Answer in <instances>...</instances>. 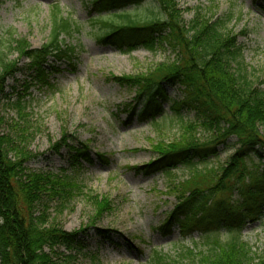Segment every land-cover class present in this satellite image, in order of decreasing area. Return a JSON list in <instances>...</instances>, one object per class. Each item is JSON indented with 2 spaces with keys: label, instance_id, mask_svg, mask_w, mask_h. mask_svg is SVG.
I'll list each match as a JSON object with an SVG mask.
<instances>
[{
  "label": "rangeland",
  "instance_id": "1",
  "mask_svg": "<svg viewBox=\"0 0 264 264\" xmlns=\"http://www.w3.org/2000/svg\"><path fill=\"white\" fill-rule=\"evenodd\" d=\"M91 0H0V51L9 60L18 53L9 45L24 39L30 48H40L49 39L51 6L57 4L63 17L78 25V31L67 36L74 54L70 61L49 58L42 70L50 85L37 82L38 70L31 68L30 59L21 57L18 70L9 76L0 91V134H12L27 151L36 155L25 164L31 172H52L67 175L84 187L81 194L61 204L56 199L49 204L50 221L68 232L87 228L79 235L81 246L72 250V264H154V251L175 259L182 248L207 249V237L218 235L221 241L239 234L251 248V264H261L264 256V204L253 218L244 217L240 230L228 219H217L216 225L191 226L185 234L177 224L164 232L159 229L176 203L173 184L187 178L192 170L206 175L204 185L216 181V173L235 152L237 138L232 136L216 144L215 154L204 160L194 159L191 166L181 163L168 173L156 169L144 174L146 164L157 156L153 145L160 140L171 142L181 135V127L200 120L195 109L183 103L184 92L179 84H165L163 95L158 94L144 107L135 98L134 88L119 85L114 76L145 72L161 62L172 61L178 51L168 44L156 42L154 48L136 44L127 51L128 44L146 35L127 36L117 45H102L96 40L97 15ZM182 11L187 27L196 14L214 21L223 19L222 30L236 40L240 57L238 62L246 71L254 88L264 91V0H175ZM125 9L142 19L158 14L155 0L132 3ZM115 9L100 13L107 18ZM1 71V68H0ZM138 101V102H137ZM145 102V101H144ZM178 103L179 112L173 107ZM19 103V104H17ZM22 113L19 114V106ZM133 106V107H132ZM129 107L133 108L128 109ZM25 114H27L25 116ZM24 115V117H20ZM264 132V126H260ZM200 141L213 139V132L198 129ZM66 144H62V136ZM87 146L91 162L74 157L73 148ZM103 154L102 159L98 155ZM74 157V158H73ZM247 165L260 175L264 174V152L249 156ZM135 167L141 168L140 171ZM215 174V175H214ZM248 182V179H245ZM168 192V194L164 193ZM226 197L227 193H221ZM92 196H94L92 198ZM109 202L107 210L99 214L94 201ZM97 201V202H98ZM243 196L233 190L231 204L240 205ZM99 203V202H98ZM241 209L239 213H243ZM255 213V212H254ZM240 215V214H239ZM212 217V216H211ZM98 230H107L100 235ZM59 251L68 253L63 247Z\"/></svg>",
  "mask_w": 264,
  "mask_h": 264
},
{
  "label": "trees",
  "instance_id": "2",
  "mask_svg": "<svg viewBox=\"0 0 264 264\" xmlns=\"http://www.w3.org/2000/svg\"><path fill=\"white\" fill-rule=\"evenodd\" d=\"M142 1L91 0L97 12L93 17L99 30L96 40L123 50L126 42L122 45L121 40L146 31L143 38L128 44L126 50L132 51L138 43L152 49L160 42L177 50V57L145 72L114 76L113 79L119 85L134 88L135 98L144 100V107L158 94H164L165 84L177 83L183 87L184 105L195 109L200 117L197 122L183 125L181 135L173 141L160 140L153 145L152 151L157 156L142 168L144 174L160 169L169 175L168 170L176 163L191 166L194 159L204 160L214 155L216 144L224 143L232 136L237 138L238 145L228 162L214 171L217 179L211 185L203 184L206 177H213L206 175V170H192L187 178L176 179L172 191L176 203L159 229L164 232L175 223L185 234L193 225L218 226L217 219L223 217L232 222L228 228L231 229L233 224L239 232L242 218H253L260 210L258 205L264 204V174L251 170L246 161L251 153L264 152V132L259 128L264 126V91L254 88L239 62L236 69L231 67L241 52L233 35L221 29L223 19L211 21L196 14L186 27L175 0H155L159 12L146 19L125 9L126 5ZM109 9H115L109 17L100 15ZM50 11L49 39L40 48L32 49L24 39H17L13 40L14 45L12 41L9 43L17 51V59L9 60L8 55L0 51V91H3L6 79L18 70L21 57L30 59L31 68L38 70L37 82L45 85L50 84L42 69L49 58L56 61L72 59L74 51L65 38L78 31V25L69 17H63L57 4L52 5ZM174 104L173 109L178 114V103ZM132 107L128 109L133 111ZM19 111L21 114L20 106ZM200 128L212 131L213 139L200 141L197 136ZM17 135L21 137L18 143L12 134H0V264H72V250L81 246L78 238L87 228L75 232L64 230L55 219L50 221L49 204L61 199L63 202L55 208L60 212L74 193L81 194L84 187L67 175L27 170L25 164L36 155L23 147L22 133L18 131ZM61 141L56 150L66 144L65 135ZM73 149L76 151L74 157L81 156L91 162L86 145ZM98 157L102 159L103 154ZM233 190L243 196L240 205L231 204ZM221 193H227L226 197L219 196L224 195ZM97 201L94 203L101 214L110 204L105 199L104 202ZM241 209L245 211L239 213ZM98 233L106 235L108 231L98 230ZM206 244L205 250L182 248L175 259L154 251L152 261L154 264L252 263L251 248L239 234L226 241H221L218 235L207 237ZM60 247L68 253L59 251ZM261 264H264V256Z\"/></svg>",
  "mask_w": 264,
  "mask_h": 264
}]
</instances>
